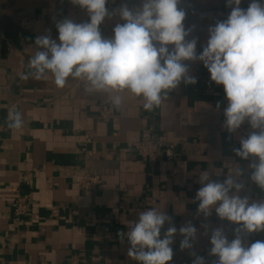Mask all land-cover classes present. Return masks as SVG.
<instances>
[{"label":"crops","instance_id":"0c3cea01","mask_svg":"<svg viewBox=\"0 0 264 264\" xmlns=\"http://www.w3.org/2000/svg\"><path fill=\"white\" fill-rule=\"evenodd\" d=\"M122 3L134 8L141 0H108L106 6L111 11ZM248 4L242 0L241 7ZM179 7L186 11L185 28L195 26L187 39L198 38V53L209 26L231 10L226 0H182ZM65 18L89 19L71 0H0V264H138L121 234L148 208L162 209L177 229L188 221L198 229L192 249L181 250L177 233L169 264H193L192 253L215 264L209 237L221 219L214 211L198 216L195 195L202 172L223 180L243 169L240 195L264 200V190L249 179L248 161L233 151L251 131L248 123L234 133L223 127V86L199 61L185 63L200 70V80L181 82L152 111L127 91L111 94L122 97L115 107L110 94L88 92L79 79L69 78L63 88L51 74L36 79L28 67L35 38L50 35L59 42L56 23ZM121 22L118 15L107 18L102 35L112 37ZM11 112L21 113L22 129L9 128ZM144 135L175 144L173 156L142 160L137 148ZM93 177L97 184L81 186V179ZM25 195L29 209L16 226L14 200ZM242 235L246 245L264 240V232Z\"/></svg>","mask_w":264,"mask_h":264},{"label":"clouds","instance_id":"9594fccd","mask_svg":"<svg viewBox=\"0 0 264 264\" xmlns=\"http://www.w3.org/2000/svg\"><path fill=\"white\" fill-rule=\"evenodd\" d=\"M181 2L141 0L134 8L122 3L110 11L108 0H71L86 10L89 19L57 22L59 42L50 35L36 37V50L28 62L30 74L36 79L51 74L59 88L69 78L79 79L88 92L110 94L115 107L122 104V97L111 94L127 91L142 99L144 110L152 111L181 82L197 83L185 61L202 62L210 80L223 86L227 101L223 127L234 133L247 122L251 129L233 151L248 161L249 179L264 190V0H249L247 8L241 7L242 0H226L231 9L227 18L209 26V38L199 53L198 38L187 39L195 26L185 28ZM117 15L122 22L115 24L112 37H104L100 26ZM9 121V128H23L21 113L11 112ZM242 175L243 169L223 180L211 179L206 171L200 174L197 215L207 218L214 211L219 219L235 225L231 240L222 227L211 229L209 255L217 258L215 264H264V240L246 245L242 235L264 232V200L250 201L240 195ZM171 221L162 209L140 212L121 234L130 245L128 256L138 264H169L177 233L182 237L181 250L192 249L197 227L188 221L177 229ZM166 222L169 227L164 230ZM192 255L193 264H205L204 257Z\"/></svg>","mask_w":264,"mask_h":264},{"label":"built area","instance_id":"2783aa9c","mask_svg":"<svg viewBox=\"0 0 264 264\" xmlns=\"http://www.w3.org/2000/svg\"><path fill=\"white\" fill-rule=\"evenodd\" d=\"M189 66V75L196 77L197 81L200 80V70L193 65L187 64ZM176 148L175 144H162L158 142H153L149 140L147 135H144V139L139 142L137 148V155L144 161L148 163H154L160 157L170 158L174 154ZM98 183L96 177L93 178H83L81 179V186L89 188ZM29 197L27 195L22 197H17L14 200L13 216L16 226L22 224V216L28 211ZM215 228L222 227L226 235L233 232L235 225L228 221L219 220L214 222ZM176 240V237H175ZM174 240V242H175Z\"/></svg>","mask_w":264,"mask_h":264}]
</instances>
